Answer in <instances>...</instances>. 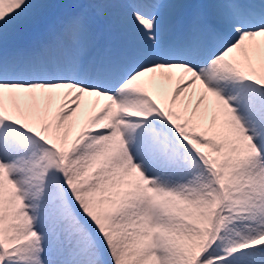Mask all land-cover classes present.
I'll list each match as a JSON object with an SVG mask.
<instances>
[{"label": "snow or ice", "instance_id": "6c2138e0", "mask_svg": "<svg viewBox=\"0 0 264 264\" xmlns=\"http://www.w3.org/2000/svg\"><path fill=\"white\" fill-rule=\"evenodd\" d=\"M0 264H264V0H0Z\"/></svg>", "mask_w": 264, "mask_h": 264}]
</instances>
